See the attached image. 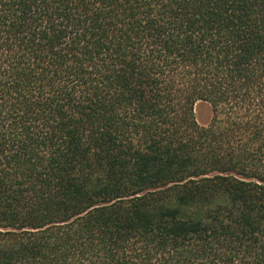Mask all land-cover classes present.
<instances>
[{"label": "trees", "instance_id": "trees-1", "mask_svg": "<svg viewBox=\"0 0 264 264\" xmlns=\"http://www.w3.org/2000/svg\"><path fill=\"white\" fill-rule=\"evenodd\" d=\"M0 264H264V0H0Z\"/></svg>", "mask_w": 264, "mask_h": 264}, {"label": "rangeland", "instance_id": "rangeland-1", "mask_svg": "<svg viewBox=\"0 0 264 264\" xmlns=\"http://www.w3.org/2000/svg\"><path fill=\"white\" fill-rule=\"evenodd\" d=\"M194 115L199 124H206L211 115L210 105L205 101L196 102Z\"/></svg>", "mask_w": 264, "mask_h": 264}]
</instances>
